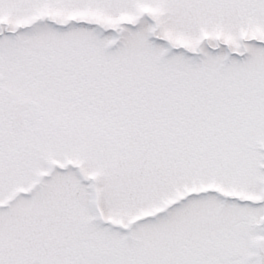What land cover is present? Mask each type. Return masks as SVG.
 <instances>
[{
	"label": "snow or ice",
	"instance_id": "6c2138e0",
	"mask_svg": "<svg viewBox=\"0 0 264 264\" xmlns=\"http://www.w3.org/2000/svg\"><path fill=\"white\" fill-rule=\"evenodd\" d=\"M0 264H264V0H0Z\"/></svg>",
	"mask_w": 264,
	"mask_h": 264
}]
</instances>
